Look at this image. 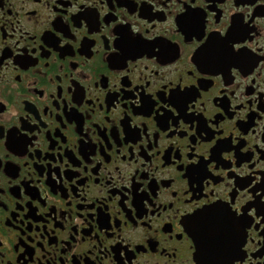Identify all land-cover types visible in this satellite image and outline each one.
Listing matches in <instances>:
<instances>
[{
	"label": "flooded vegetation",
	"instance_id": "obj_1",
	"mask_svg": "<svg viewBox=\"0 0 264 264\" xmlns=\"http://www.w3.org/2000/svg\"><path fill=\"white\" fill-rule=\"evenodd\" d=\"M0 264H264V0H0Z\"/></svg>",
	"mask_w": 264,
	"mask_h": 264
},
{
	"label": "water",
	"instance_id": "obj_2",
	"mask_svg": "<svg viewBox=\"0 0 264 264\" xmlns=\"http://www.w3.org/2000/svg\"><path fill=\"white\" fill-rule=\"evenodd\" d=\"M203 215L204 216L208 215L210 217H216V216H221L222 213L219 210L213 209V210L204 212ZM193 236L196 238V240H199V238H197V230L196 229H194Z\"/></svg>",
	"mask_w": 264,
	"mask_h": 264
}]
</instances>
